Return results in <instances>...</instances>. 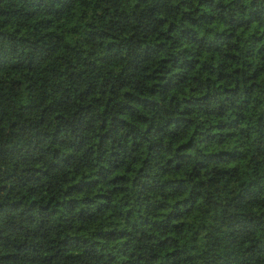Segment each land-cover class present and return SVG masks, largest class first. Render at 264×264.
<instances>
[{"label":"trees","instance_id":"16d2710c","mask_svg":"<svg viewBox=\"0 0 264 264\" xmlns=\"http://www.w3.org/2000/svg\"><path fill=\"white\" fill-rule=\"evenodd\" d=\"M0 264H264V0H0Z\"/></svg>","mask_w":264,"mask_h":264}]
</instances>
